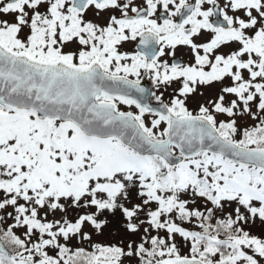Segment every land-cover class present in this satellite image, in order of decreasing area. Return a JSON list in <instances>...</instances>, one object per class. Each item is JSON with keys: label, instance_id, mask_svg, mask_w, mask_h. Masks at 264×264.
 <instances>
[{"label": "snow or ice", "instance_id": "6c2138e0", "mask_svg": "<svg viewBox=\"0 0 264 264\" xmlns=\"http://www.w3.org/2000/svg\"><path fill=\"white\" fill-rule=\"evenodd\" d=\"M0 264H264V0H0Z\"/></svg>", "mask_w": 264, "mask_h": 264}]
</instances>
